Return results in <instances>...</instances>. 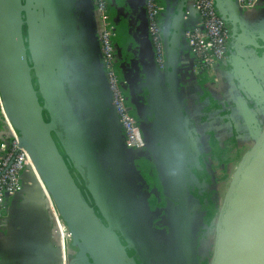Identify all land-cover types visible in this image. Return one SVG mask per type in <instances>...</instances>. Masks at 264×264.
I'll return each instance as SVG.
<instances>
[{
	"label": "water",
	"instance_id": "obj_1",
	"mask_svg": "<svg viewBox=\"0 0 264 264\" xmlns=\"http://www.w3.org/2000/svg\"><path fill=\"white\" fill-rule=\"evenodd\" d=\"M71 2L0 0V95L7 115L18 132L20 145L29 152L46 192L72 233V246L78 248L72 262L152 264L151 260H154L159 264H192L186 254V247L191 240L187 229L189 216L182 171L178 169V156L174 157L175 152L170 156V152H164L162 134L158 137L160 156L158 160H153L157 166L156 177L162 181V192L167 204V234H157L148 220L142 217V208L132 184L121 187L118 182L121 177L124 179L129 175L122 167L117 171L113 167L118 161V154L119 158H127L129 151L122 140L120 148L123 152H102L100 158L84 141V145L78 147L71 144V128H68V123L75 120L68 106L58 65L59 47L66 42L60 36L62 27L69 25L72 20ZM190 3L191 0H178L168 38L161 19L163 71L158 69L155 61L154 65L159 78L166 82L168 88L172 74V41L179 37V40L182 39V47L189 50L183 42V31L193 25L196 17ZM84 4L96 40L99 85L103 86V102L112 118L110 129L121 139V128L101 66L93 0H84ZM215 7L233 29V21L220 12L216 3ZM236 10L238 12L237 6ZM112 20L115 25L116 55L120 61L119 27L113 14ZM145 37L151 43L147 24ZM152 51L154 59L153 47ZM120 70L131 109L126 89L127 76L122 67ZM171 95L181 113L179 125H182L186 118L174 92L171 91ZM243 114L255 140L237 164L221 200L215 224L214 250L209 264H264V126L258 125L254 114L246 107ZM63 116H66L64 121L61 119ZM65 125H68L65 128L68 134L63 132ZM138 126L149 152L147 134L139 123ZM172 128L169 126L167 130ZM102 159L112 162L110 176L102 166ZM29 181L31 184L24 185L23 190L10 200L9 216L4 223L0 222L3 230L7 229L12 219V200L15 197L40 192L47 202L41 186L32 177ZM78 183L82 185L86 196ZM180 202L185 204L186 222L181 220ZM127 249L138 257L139 262Z\"/></svg>",
	"mask_w": 264,
	"mask_h": 264
},
{
	"label": "crops",
	"instance_id": "obj_2",
	"mask_svg": "<svg viewBox=\"0 0 264 264\" xmlns=\"http://www.w3.org/2000/svg\"><path fill=\"white\" fill-rule=\"evenodd\" d=\"M161 3L164 5L162 24L168 38L178 0H161ZM215 3L220 12L233 21L229 62L221 64L210 74L196 77L190 68V51L182 47V39L176 37L172 41V74L168 88L155 70L152 44L145 37L147 17L143 0H109L110 11L119 27V64L127 76L126 89L131 110L147 134L153 159L158 160L160 156L158 137L162 134L164 152H170L169 156L175 152L178 169L191 161L188 152L189 146L191 149L190 141L192 149L197 150L206 139L215 144L231 138V128L225 116L226 105H232L229 115L237 127L249 131L245 134L249 135L248 140L254 135L250 136L252 130L246 128L244 107L254 114V118L257 116L256 108L264 110V20L255 29H242L238 24L235 0H215ZM84 5V0L71 2L72 20L62 27L60 36L66 42L60 46L61 50L59 47L58 65L68 106L75 120L68 123L71 144L80 146L85 142L101 157L102 152L123 150L120 148L121 139L110 129L112 118L103 102V86L99 85L96 40ZM171 91L176 95L186 118L182 125H179L181 113ZM247 101L251 104L250 108ZM61 119L64 121L66 116ZM68 125L64 126L65 134H68L65 129ZM258 125L261 126L259 121ZM169 126L173 127L170 131L167 130ZM119 156L114 169L117 171L122 167L129 174L124 179H117L119 184L121 187L132 184L142 208V217L147 220L152 218V212L155 213L157 221L152 228L159 233L167 226V232L164 231L167 234L166 208L160 205L161 201L165 202L161 179L153 180L145 176L128 153L126 159ZM101 162L110 176L112 162L105 159ZM181 171L183 176L184 172ZM42 190L45 194L46 189ZM152 198L156 199L155 204ZM12 204V219L7 229L4 228L5 233L0 230V264H63V260L65 264H75L72 261L78 248L70 246L62 256L54 218L40 192L15 197Z\"/></svg>",
	"mask_w": 264,
	"mask_h": 264
},
{
	"label": "built area",
	"instance_id": "obj_3",
	"mask_svg": "<svg viewBox=\"0 0 264 264\" xmlns=\"http://www.w3.org/2000/svg\"><path fill=\"white\" fill-rule=\"evenodd\" d=\"M242 23L256 22L264 0H235ZM95 10L101 66L108 84L111 103L120 125L124 147L139 159L147 152L142 133L129 109L124 78L120 73L115 47V25L109 8V0H93ZM190 8L196 17L193 25L183 31V42L189 47L190 68L194 74H210L230 59V42L233 29L215 7L214 0H191ZM147 32L158 69H164V48L161 19L164 5L161 0H144ZM215 79V78H214ZM216 80V79H215ZM138 152V153H137ZM147 166V165H146ZM45 188L29 152L20 145L18 132L13 126L0 95V222L4 223L10 212V200L20 193L29 178ZM62 256L73 244V236L57 207L45 192ZM74 247V246H72ZM66 262L63 260V264Z\"/></svg>",
	"mask_w": 264,
	"mask_h": 264
},
{
	"label": "rangeland",
	"instance_id": "obj_4",
	"mask_svg": "<svg viewBox=\"0 0 264 264\" xmlns=\"http://www.w3.org/2000/svg\"><path fill=\"white\" fill-rule=\"evenodd\" d=\"M256 112L258 113L256 115L261 117V126H264V113H260V110H258L257 108ZM255 119L257 120L256 116ZM233 130L235 135H238V133L240 134L236 124ZM239 137L240 138L237 139H235V137L224 152H210L209 160L208 157H205L207 165L212 168V172L210 173V175L211 178L213 176V180H215L214 187L217 192H215V194H219V198L217 199L216 203H211L212 201L210 199L208 200V197L205 193H201L200 197H195L193 195L194 192H199V186L204 183L205 178L200 171L194 174L195 179L190 169H188L187 173H185L183 176L184 191L189 196L186 206L187 208H190L188 211H191L192 204L197 205L198 208H203V211L199 210L200 212H197L194 216L190 214L191 216H193V222L191 221L187 225V229L188 231H190L189 237L191 243L186 247V254L189 257V262L192 264L210 263L212 252L214 250L215 224L221 200L230 183L231 175L237 168V164L255 140V137H252L251 140L247 141L243 138L242 134L241 136L239 135ZM204 197L206 199H204ZM151 200L154 204L156 203V199L152 198ZM201 200L202 203L200 202ZM163 203H165V206H163V208H166V201ZM150 215H152V218H147V220L153 227L154 223L157 221V217L153 212ZM152 229L156 233L158 232L154 228ZM163 230L167 232V227L164 226ZM159 233L162 234L161 231ZM151 263L159 264V262L154 260H151Z\"/></svg>",
	"mask_w": 264,
	"mask_h": 264
},
{
	"label": "flooded vegetation",
	"instance_id": "obj_5",
	"mask_svg": "<svg viewBox=\"0 0 264 264\" xmlns=\"http://www.w3.org/2000/svg\"><path fill=\"white\" fill-rule=\"evenodd\" d=\"M259 14L260 15L258 16L256 22H250L249 24H244V23H242L241 18H240L239 13H238V24H239L240 28H242V29L246 28L248 30H252V29L257 28L259 26L258 23L262 19L264 20V5H263V7H261ZM96 23H97V20H96ZM230 46H231V42H230ZM230 52H231V48H230ZM229 55H230V58H231V54L230 53H229ZM224 64H225V62H224ZM222 70L224 71L225 69H222ZM194 75H196V77H200L203 74L201 73V74H194ZM247 104L249 105V108H250L251 104H249L248 101H247ZM231 108H232V105H230V104L226 105V107L224 108L225 109V116H226V119H227L226 121L228 122V125L230 126L231 132H232L231 138L228 139V137H227L225 139H222L221 142L218 141L215 144H213L211 140L206 139L204 142L201 143V146L197 150L192 149V143L190 141L189 143L191 145V149H190V146H189L188 152H189V155H190V158H191V159L189 158V160H191V161H189V163L187 165H185V167H184L185 169L183 167H181V169L184 172L183 176H184L185 173H187L188 169L191 170V173L193 174V176L198 171H200L202 173V175L205 178L204 179V183L199 186V192H194L193 195L195 197H200L201 193H205L207 195V197H208V200L210 199L212 201L211 203H213V204L217 202V199L219 198V194H217L218 196L215 194V192H216L215 187H214V181L215 180H213V176L211 178V175H210V173L212 172V168H210L209 165H207V162L205 161V157L206 158L208 157V160H209V153L210 152L211 153L212 152H224L228 148V146L231 143V141L235 137H236L235 139L240 138L239 135L241 136V134L243 135V138L245 140H247V141H248L247 138L249 136V135H245V134L249 133V131L245 130V129H241V128H238L240 134L239 133H238V135L234 134V130L233 129H234L235 123L233 122L232 117L229 115L230 111H231ZM130 111L132 113L131 109H130ZM261 112L264 113V110H260V113ZM260 113H259V115H260ZM256 117H257V120L260 123H262L260 121L261 117L260 116H256ZM135 119H136V117H135ZM136 121H137V119H136ZM220 122L224 123L222 120ZM137 124H138V121H137ZM120 132H121V140L123 142V136H122L123 134H122L121 129H120ZM218 140H220V139H218ZM127 153L129 154V156L131 155L132 162L137 165V167L141 170V172L145 176H148L149 178H151L153 180L157 178L156 177V170L157 169H156V166L154 165V160H153L152 153L150 152V150H149V152H148V150H147V152H144L145 153V156H144L145 158L144 159H142V158L139 159L138 156H141V155L138 152H137L138 153L137 157L134 154L136 152H133V153L127 152ZM194 179H195V176H194ZM196 181H197V179H196ZM143 191H146V190L144 189ZM147 197L148 196H146V198ZM188 199H189V196L187 195V200ZM199 199H201V198H199ZM204 199H206V198L204 197ZM202 200L200 201L201 203H202ZM160 203L159 204L161 205V208L163 206H165V203H162V201ZM194 205L192 204L191 211H188L190 209L189 207L187 208L190 222L191 221L193 222V216L197 212L203 211V208H198L197 205H195V206ZM186 206H187V204H186ZM162 211L164 213L163 209H162ZM190 214H192L193 216H191ZM166 216H167V214H166ZM0 230H1V233H5L6 232V231L4 232L5 229L3 230L2 228H0ZM127 251L129 252L128 249H127Z\"/></svg>",
	"mask_w": 264,
	"mask_h": 264
},
{
	"label": "trees",
	"instance_id": "obj_6",
	"mask_svg": "<svg viewBox=\"0 0 264 264\" xmlns=\"http://www.w3.org/2000/svg\"><path fill=\"white\" fill-rule=\"evenodd\" d=\"M34 80V79H33ZM71 172L72 173H74V171H73V169H71ZM74 176L76 177V175L74 174ZM78 185L80 186V188H81V190H82V192L84 193V190H83V188H82V185L81 184H79L78 183ZM183 190H184V188H183ZM185 192V191H184ZM186 194V193H185ZM84 195L86 196V193H84ZM187 196V195H186ZM179 210H180V216H181V220H183L184 222H186L185 221V216H184V212H185V204H184V202H180V205H179ZM190 220V219H189ZM188 220V223L190 222ZM129 254H131V255H133L134 256V258H135V260L137 261V262H139V259H138V257L137 256H135L131 251H129Z\"/></svg>",
	"mask_w": 264,
	"mask_h": 264
}]
</instances>
